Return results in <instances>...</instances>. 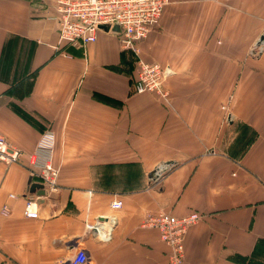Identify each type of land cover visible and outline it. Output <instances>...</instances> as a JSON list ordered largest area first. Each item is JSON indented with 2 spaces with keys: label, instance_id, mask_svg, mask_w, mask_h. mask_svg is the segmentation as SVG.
Masks as SVG:
<instances>
[{
  "label": "crops",
  "instance_id": "crops-1",
  "mask_svg": "<svg viewBox=\"0 0 264 264\" xmlns=\"http://www.w3.org/2000/svg\"><path fill=\"white\" fill-rule=\"evenodd\" d=\"M54 2L0 0V136L24 153L0 162V264H67L78 248L90 264H169L141 225L157 212L201 216L182 264H264V53L252 50L264 0H170L139 44L170 72L164 98L136 91L119 32L60 43ZM48 129L57 187L29 219L30 155ZM107 220L109 240L87 230Z\"/></svg>",
  "mask_w": 264,
  "mask_h": 264
},
{
  "label": "built area",
  "instance_id": "built-area-1",
  "mask_svg": "<svg viewBox=\"0 0 264 264\" xmlns=\"http://www.w3.org/2000/svg\"><path fill=\"white\" fill-rule=\"evenodd\" d=\"M170 0H55L54 16L57 21L60 43L86 47L97 40V34L102 27L110 31L119 27V40L124 51L128 52L136 69V91L151 92L159 97H166L164 87L169 70L155 63H149L140 56L139 44L159 24L160 18ZM264 53V41L259 40L255 54ZM55 148V135L52 130H46L40 137L35 151L30 155V172L32 178L39 179L48 190L57 187L59 171L52 163ZM24 153L17 146L0 136V162L6 165L17 164ZM171 168L170 163H162L157 176L162 178ZM112 208L119 210L123 203L116 200ZM2 215L9 216L10 210L4 206ZM25 217H39L37 202L31 197L26 204ZM200 214L192 213L184 217H175L165 212L149 213L142 227L156 230L161 241L169 249V264H182L185 251V237L191 227L199 222ZM112 225L109 220L87 225V230L97 234L102 240H109ZM67 264H90L88 253L78 248Z\"/></svg>",
  "mask_w": 264,
  "mask_h": 264
},
{
  "label": "water",
  "instance_id": "water-1",
  "mask_svg": "<svg viewBox=\"0 0 264 264\" xmlns=\"http://www.w3.org/2000/svg\"><path fill=\"white\" fill-rule=\"evenodd\" d=\"M102 28L106 31H109V29L107 27H102ZM113 31L119 32V27L115 26L113 28ZM260 40L264 41V35L261 36ZM161 165H162V163L159 164L152 172L149 173L148 178H149L151 183L157 182L159 180V178L157 176V172H158ZM45 194H46L45 186L43 184L33 182V178L31 177L29 179V182H28L27 195L29 197H34L35 195L44 196ZM109 223H110V225H112V227H114L116 222H115V220H109Z\"/></svg>",
  "mask_w": 264,
  "mask_h": 264
},
{
  "label": "rangeland",
  "instance_id": "rangeland-1",
  "mask_svg": "<svg viewBox=\"0 0 264 264\" xmlns=\"http://www.w3.org/2000/svg\"><path fill=\"white\" fill-rule=\"evenodd\" d=\"M163 13H164V12H163ZM162 16H163V14H162ZM162 16H161V18H162ZM161 18H160V20H161ZM159 23H160V21H159ZM158 25H159V24H158ZM158 25H157V26H158ZM157 26H156V27H157ZM156 27H155V28H156ZM147 38H148V37H147ZM259 40H260V38H259V39L255 42V44L253 45V47H254V49H252L253 51H254L255 48L257 47V43L259 42ZM254 54H255V53H254Z\"/></svg>",
  "mask_w": 264,
  "mask_h": 264
}]
</instances>
